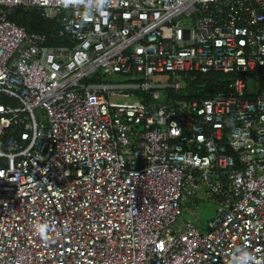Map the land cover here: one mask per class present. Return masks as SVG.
<instances>
[{"label": "built area", "instance_id": "obj_1", "mask_svg": "<svg viewBox=\"0 0 264 264\" xmlns=\"http://www.w3.org/2000/svg\"><path fill=\"white\" fill-rule=\"evenodd\" d=\"M191 72L235 77L146 101ZM120 88L142 101H109ZM202 198L205 232L182 217ZM0 264H264V0H0Z\"/></svg>", "mask_w": 264, "mask_h": 264}, {"label": "trees", "instance_id": "obj_2", "mask_svg": "<svg viewBox=\"0 0 264 264\" xmlns=\"http://www.w3.org/2000/svg\"><path fill=\"white\" fill-rule=\"evenodd\" d=\"M8 18L11 22L24 28L26 33L41 34L46 38V45L51 47L67 46L69 37L61 34L60 26L55 20L44 19L37 9L23 10L13 8L10 10ZM234 75L220 72L198 73L191 72L185 78L182 88L178 93L166 90L163 101L190 102L201 100L210 96L214 92L225 91L229 81L234 79ZM87 81L97 82L99 79H88ZM146 101H154V98L147 96ZM189 205H184L183 209H189Z\"/></svg>", "mask_w": 264, "mask_h": 264}, {"label": "rangeland", "instance_id": "obj_3", "mask_svg": "<svg viewBox=\"0 0 264 264\" xmlns=\"http://www.w3.org/2000/svg\"><path fill=\"white\" fill-rule=\"evenodd\" d=\"M177 26L191 25L190 19H179L175 21ZM103 81L109 82L117 85H127L132 84L133 81L125 76H120L118 74H104ZM166 75L154 74L150 76L147 81L151 84H166L170 81ZM248 84H253V80L250 79ZM150 97L154 98V102H162L166 95V90L158 89L147 93ZM144 96L143 92H131L127 89H117L108 91V99L113 103H138L142 101ZM189 209H183L182 217L185 219H191L195 222L196 226L202 231H206V225L208 220H210L215 213V205L213 200L202 198L197 201H188Z\"/></svg>", "mask_w": 264, "mask_h": 264}]
</instances>
